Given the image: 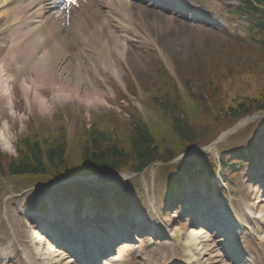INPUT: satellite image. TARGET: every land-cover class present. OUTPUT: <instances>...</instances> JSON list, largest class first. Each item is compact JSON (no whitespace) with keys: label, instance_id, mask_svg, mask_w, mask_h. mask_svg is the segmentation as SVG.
<instances>
[{"label":"rangeland","instance_id":"obj_1","mask_svg":"<svg viewBox=\"0 0 264 264\" xmlns=\"http://www.w3.org/2000/svg\"><path fill=\"white\" fill-rule=\"evenodd\" d=\"M210 1L213 3V10L220 12V7L215 4V1ZM144 23L145 30L141 29L140 34L143 37L141 40L146 42L145 46H140L133 54H129V51L127 53L125 52V56H123L125 62L124 66L111 57L117 65V74L121 82L119 85L122 87L120 90L126 94L125 96L127 97L124 99L116 82L113 80V83L106 77V80L109 82V98L114 99L109 109L107 108L106 110L104 106L101 111L99 110L100 108H96L99 105H96L95 108H91L90 104L81 102L75 105L70 104L73 107L71 111H68L67 108L64 109L63 106L60 105H58L60 108H57L56 104L55 106L52 105V109L48 107L47 111L44 112L38 108V102L32 101L30 104V115H32V117H30L27 104L18 102L20 95L15 98L18 104H14L13 115L8 116L6 114L5 120H2L0 123V133L4 132V135L9 138L10 146L9 149L4 148L0 140V164L2 166L0 170L2 171L0 175V222L4 226H6L4 220L8 219L6 215L3 214L4 208L10 209L11 211L13 210L14 215L15 206L19 208L20 206L18 205L24 202L25 197L30 195V198L33 199L40 191L29 185L37 181L50 183L54 180L53 177L55 174L64 175L60 170H54L53 167L43 170V172L41 171L39 173L23 176H13L8 173L7 165L9 161L15 158L18 150H22L25 139L28 141L27 143L40 141L42 147L47 146L51 141L63 142L65 150L64 159L67 162V168L64 170L69 173L87 171V169L93 168L83 164L81 155H83V148L90 145L89 140H86L88 138L92 139V136L96 139V134L94 135L89 132L88 137H84L85 129L82 130V128L78 127V117L76 116L75 110L80 109L81 112L88 117L91 112L93 115L92 118L96 120H100L102 115H112L107 117L104 123L106 127H104V125H100L99 127L101 130H106L103 136L110 137L117 148L125 154V156L122 155L120 158L123 161L132 162L133 159L126 156H130V154H128V142L130 136L134 133L132 132V122L138 119V116L134 115V109L132 108L137 104V101L141 102L143 107L140 104V113L143 118L151 119L148 127L150 128L153 141L157 146L158 154L163 156L167 150L174 154H179L182 151L181 148L177 147L178 141L173 138L174 135L167 132L168 124L171 123L170 115L168 113H162L154 105L155 108L151 105V103L153 104L151 93L154 88V83L152 84L151 82L154 79H150L145 86L141 84L143 79L151 76L149 64L150 60H154L155 56L156 61H159L160 57L164 60L165 67L169 72H171L170 68H173L174 74L175 70H178L180 78H183L188 85L185 88L181 82L177 81L176 87L179 84L185 91L190 89V91L194 93L198 90L201 92L200 97L206 101L203 107L208 106L206 110L210 107L209 112H207L201 105L195 102L194 105L197 112L191 113L183 103H179V107L186 116L185 120L191 125L192 130L200 132L202 134V136H200L201 138H207V140H202L197 143L194 142L196 144L193 145L194 147H202L207 141L214 139L215 129H219L221 124L223 125L225 123L231 125L233 122H237L242 118L235 119L231 124L226 123L233 120L230 118V115L226 113L228 105L236 106L242 104L245 108H250L251 110V108L254 109L264 102V44H261L262 48H260L259 45L229 40L226 37L215 34L208 28L198 25L182 26L177 22L174 25L171 21L160 20V22H156L152 18L146 20ZM236 26L240 28V25L237 24ZM148 34L155 38L154 42L145 40ZM262 43H264V37L262 38ZM182 59L183 61H179ZM153 65L156 69V63L154 61ZM131 73L135 76L136 83L130 80ZM158 76L164 78L170 85V81L162 70H160ZM158 76L157 80H159ZM179 91L180 89L177 87L178 99L183 97V95H180ZM196 100L200 99L196 98ZM82 104H86L87 106H82ZM127 108L133 111L132 116ZM97 111L100 112L98 113ZM95 113L98 115L97 117L94 116ZM61 115L65 116L64 120L68 118L69 125L63 123ZM3 121L5 122L6 130H2L1 124ZM92 121L93 119H91V122ZM225 124L224 126L226 127ZM263 136L264 117L254 120L249 125L238 130L234 135L229 136L228 139L220 144V148L223 146L222 149L228 148L229 150H233L234 148L243 146L248 141L255 140L258 137L262 138ZM99 141L101 145H104L101 140ZM180 141L182 143V140ZM105 142H107V140H105ZM203 152L202 150L191 151L189 156L193 159L197 157L203 158V160L208 163L207 167L209 166L210 170L216 169V167L218 169V165L216 166V155L213 153H205L207 156L205 158L204 156L202 157ZM213 152L215 153V151ZM232 155V159L234 160L244 158L241 154ZM217 156L219 155L217 154ZM230 156L231 154L227 155V160ZM214 162L216 163L214 164ZM171 167L172 165H166L159 169L158 166H155L154 169L152 166L148 167L141 175H137L133 178V187L139 190L140 195L144 197L146 195L151 198L153 193L163 190L165 177L169 173ZM241 168L245 170L246 166H242ZM233 172V170L229 171L230 174ZM244 172L245 171H242V174H244ZM240 177L241 176L232 183L235 186L234 189H231L229 184L225 183L229 192L232 193V198L239 202L243 200V195H248V193L243 191V184H245V182L240 180ZM153 181H155V184ZM87 182L89 183L86 186L92 184L99 185L101 183H107V180L95 179L91 182ZM144 182L146 187H144ZM77 184L81 187L85 186L84 182H77ZM20 185L28 187L25 189L28 191H21L23 189ZM250 188L255 190L253 191L254 196L260 197L258 188L252 181L246 184V189L248 191H250ZM58 198L59 200L63 199L62 196H58ZM156 199L160 200L161 197L155 198V200ZM259 210L264 215V202H260ZM15 214L18 215L16 212ZM22 221L25 230L32 232L36 231V228L28 221ZM191 231L197 233L199 235V240H202L199 244L196 241L197 248L205 252V254H203L205 257L201 260L202 264H225V261L220 260L219 255L216 256L218 251L213 252L211 249L215 246V243L212 241L210 234L205 232L201 234L203 230L199 228L189 230V232ZM143 237H141L137 243H131L133 245L124 244L125 249H127L125 252L122 251V248H117L114 256L109 257L110 264H143V255L145 253L150 254L149 245H146V241L144 242L142 240ZM192 242L195 243V240H192ZM130 248H134L132 254L129 256L132 261L131 263L126 256ZM59 264H64V262L61 260Z\"/></svg>","mask_w":264,"mask_h":264},{"label":"bare ground","instance_id":"obj_2","mask_svg":"<svg viewBox=\"0 0 264 264\" xmlns=\"http://www.w3.org/2000/svg\"><path fill=\"white\" fill-rule=\"evenodd\" d=\"M14 1L20 7V0H14ZM141 10H143V11H141V13L147 14V17L150 15L155 21L160 20L158 17H161V16H158L155 11H151V10L144 9V8H142ZM13 11L16 12L15 10H13ZM9 14L12 15V13L10 11H9ZM35 21H36V17L34 16L32 18V20L30 21V23H28L29 29H34L37 26V24H33ZM103 24L106 25L105 29L99 28L100 25L95 26L93 29L94 31H92L91 33H87L86 36L84 37V40L88 41L90 45H95V44L99 45V47L94 50L96 53L100 52V49L102 47H103V52H107L109 45H106V41L108 40L110 35L113 34L112 30H110V28L108 26L109 23L103 22ZM98 29H100V30L98 31ZM113 37H114V34H113ZM26 41H27V39H25V38L22 39V43H25ZM31 42H32V40H29L26 42V44L24 46L17 49L15 51V55H19V51L23 53V51L26 48H27V53H28L31 50V46H30ZM114 44L117 45V47H120V51L122 53L125 51L124 49L126 48V46L123 45L122 43H120L119 41L114 43ZM48 46H49V43L45 44L40 49V54H38L34 58V60L31 62V64L29 65V70L35 74V76L32 78V82H34L35 84H38V86H40L39 88H41L44 84H46L47 78L49 76L48 75L49 74V61L51 58V52L48 53V51H46ZM86 49H88V48H86ZM86 49H83V50H86ZM12 55H10L11 58H12ZM25 60L26 59H24V61ZM94 60H95V62H99L101 59L94 56ZM5 61L2 60L0 62V92L2 93L3 96L9 94L8 88H9V82H10V78H11V76L5 70V68H6V62ZM107 61H110L109 54H108ZM112 65L116 66V63L114 60L112 61ZM67 68H69V69L67 70V69L63 68L61 75L58 77V79L61 81L57 85L58 92L56 94V97H57L58 102H60L61 100H64L63 88H65V87L71 88L72 87L74 89V86H76V89H78L77 88V79L84 78L85 84L86 83L91 84L90 81L91 80L94 81V79L90 78V76H88V74L86 73V67L83 68V74H80V71H77V69H74L72 67L71 63L69 66H67ZM96 71H97V74H99L102 71V68L98 67V68H96ZM72 78H73V82H72ZM42 81H43V85H42ZM27 83H29L28 80H27ZM22 87H23V92H26L27 89H29V86L27 84H24V82L22 83ZM87 88L84 87L82 90L81 102H85V103H88L90 105L102 104L103 102H102L101 95H100L101 91L95 90L96 88L89 86V85H87ZM89 89H91V90H89ZM70 94H73V90L70 91ZM44 97L45 96L42 95V92L39 93V91L37 90L36 92H34L32 101L38 102L37 103L38 108L40 110H43L44 112H46L47 108L50 106L51 102L47 98H44ZM2 130H6L5 124H3V126H2ZM0 140H1V144L4 148H8V149L10 148L9 140H8L7 136L4 135V132H2L0 134ZM263 201H264V199H263ZM31 202H32V206H34L35 200L32 199ZM5 213H6V211H5ZM7 214H8V219H9V220L7 219V221L10 223L9 230L11 232V236H10V239L4 245L3 249H4V252L6 253V254H4V257H5V255L10 257V255H8L6 252L7 251L6 249L9 248L12 245V243H15L18 247H21V249H22V251L19 253L21 255V257L25 260L22 264H57V262L54 259V257L57 255H53L55 251L53 249H51L50 247H42L40 252H41V255H43V258H41V255L39 257L38 256L39 248H38L37 244L34 243L35 241L34 242L31 241L27 232L21 227V225H22L21 221L18 218H14L13 210L11 211L10 209H7ZM3 231H6L5 226L3 228ZM172 235H173V233H172ZM37 236H38L37 238L39 240L43 239L42 235L37 234ZM261 238H264V236ZM187 239L184 240L183 244H181L182 243L181 242L180 244L174 245L172 250L176 249L178 254L179 253L184 254L183 255L184 257L176 256V259L178 261L186 262V263H195L194 260H196L197 257L201 255V253H198L197 257L195 255H191V253H193V251H194V244L191 243L190 241L191 240H197L198 237H197L196 233H194V234L188 235ZM182 240H183V238H182ZM160 244L162 247L165 246L164 243H160ZM190 250H191V253L189 254ZM35 251H37V253ZM155 251H156V249H155ZM156 254H157L156 257L154 256L153 258H151V262H152L151 264H156L158 261H160L162 259L161 255H159L158 253H156ZM162 255L166 256L167 259L165 261H168L167 263H169L170 252L163 253ZM27 257L29 258V262L26 261Z\"/></svg>","mask_w":264,"mask_h":264},{"label":"trees","instance_id":"obj_3","mask_svg":"<svg viewBox=\"0 0 264 264\" xmlns=\"http://www.w3.org/2000/svg\"><path fill=\"white\" fill-rule=\"evenodd\" d=\"M165 108L170 106V101L165 100L163 103ZM237 107V108H236ZM242 109H245L241 111ZM181 110V109H180ZM179 110V111H180ZM228 112L237 115L239 112H247L248 109L244 108L242 104H238L234 107H228ZM175 123L182 122L183 120L175 117ZM183 125L176 126L181 133L182 137L189 138L193 132L189 131L191 128L187 126L186 122L183 121ZM190 128V129H189ZM92 134H96L93 129L90 131ZM100 135V134H99ZM87 137V136H85ZM90 145L83 148V155H81L83 164L88 167H94L97 169H125L130 168L133 171L139 169L151 163L154 160L162 159L167 160L170 158L168 153L165 152L163 156H160L157 152V146L155 145L153 138L149 135L146 128L140 123H136L134 126V133L130 136L128 142V154L126 155L133 160L123 161L120 156L125 154L117 148L116 144L108 136L102 134L88 138ZM101 140L104 145L99 143ZM107 140V142H105ZM24 141L22 150L18 151L17 158L10 162L9 171L13 174H33L43 172V170L51 169L64 170L66 167V161L64 159L65 150L63 142L51 141L47 146L42 147L39 141L33 143H27ZM46 159V162H45ZM44 160V161H43Z\"/></svg>","mask_w":264,"mask_h":264}]
</instances>
